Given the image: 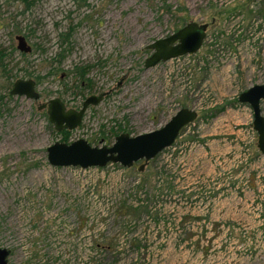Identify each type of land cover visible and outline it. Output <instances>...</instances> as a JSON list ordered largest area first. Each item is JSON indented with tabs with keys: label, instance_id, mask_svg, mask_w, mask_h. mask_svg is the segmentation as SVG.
I'll return each instance as SVG.
<instances>
[{
	"label": "rangeland",
	"instance_id": "rangeland-1",
	"mask_svg": "<svg viewBox=\"0 0 264 264\" xmlns=\"http://www.w3.org/2000/svg\"><path fill=\"white\" fill-rule=\"evenodd\" d=\"M260 18L264 0H0V248L9 264H264V156L257 143L244 155L239 131L253 128V113L238 105L264 84ZM190 23L209 25L200 51L147 70L148 46ZM17 36L32 47L27 56ZM29 79L38 101L11 94ZM104 92L66 143L112 146L113 128L150 133L183 108L198 118L174 155L143 172L144 161L51 166L47 149L64 136L39 106L60 98L80 110ZM160 179L172 200L157 198ZM155 186L156 210L132 205L143 190L152 205Z\"/></svg>",
	"mask_w": 264,
	"mask_h": 264
},
{
	"label": "water",
	"instance_id": "water-1",
	"mask_svg": "<svg viewBox=\"0 0 264 264\" xmlns=\"http://www.w3.org/2000/svg\"><path fill=\"white\" fill-rule=\"evenodd\" d=\"M208 28V24L190 23L168 38L160 39L149 45L148 49L153 53L146 60L145 68L148 70L161 62L196 54L203 46ZM16 39L18 50L21 53L30 54L32 52V47L26 37L17 36ZM11 94L25 96L35 101L40 100L41 97L36 90V81L33 79L16 81ZM108 95L107 92L88 97L80 110L68 109L60 98H54L48 103L41 104L39 110L47 111L49 121L57 132L64 130L72 132L81 126L88 108L100 105ZM262 101H264V84L255 85L239 96V102L249 105L253 111V128L258 135L257 148L264 156ZM197 118L198 113L195 110L183 108L164 127L138 136H131L128 133L120 134L112 146H92L85 139L72 143L56 142L47 149L48 161L54 167H80L81 169L104 168L108 164H119L131 169L135 164L144 161L139 168L143 172L146 165L165 149L173 146L181 131L194 123ZM9 256V250L0 248V264H9Z\"/></svg>",
	"mask_w": 264,
	"mask_h": 264
},
{
	"label": "built area",
	"instance_id": "built-area-1",
	"mask_svg": "<svg viewBox=\"0 0 264 264\" xmlns=\"http://www.w3.org/2000/svg\"><path fill=\"white\" fill-rule=\"evenodd\" d=\"M251 9H253V7H251ZM238 21V20H237ZM253 27H254V31L256 32L254 38H253V42L256 43L258 42L259 44H262L264 43V19L260 18L258 20H254L253 21ZM253 47V46H252ZM233 58L234 59H238V56L237 55H233ZM257 141V133L256 131L254 130V128L251 127V129L249 130L248 132V140L246 141V143L244 144V155L245 156H248L250 151H251V147L256 143ZM175 146V147H174ZM174 148V149H173ZM173 150V155H174V152L175 151H178V148L176 146V144H174L173 146L165 149L163 152L160 153V155L166 151H172ZM264 158V157H263ZM111 165H114V164H111ZM109 165H107L106 167L102 168V169H105L107 168ZM95 168H99V167H95ZM83 170H87V169H83ZM171 181L174 182V179H170ZM164 187L163 185V180L160 179L158 181V186H157V192H158V197H162L164 198V196H166V198H170L171 200L174 198V196H172V194L170 193L171 191H165V190H162V188ZM153 196H154V203L152 205H150L149 203V194L146 193V190H143L139 193V200L132 204L135 208H150V209H153V210H156V186H155V191L153 193ZM190 203H193V202H196V198H190ZM206 200L207 202L209 201V197L205 194L204 197L200 198V200ZM116 203L119 202V199H116L115 201Z\"/></svg>",
	"mask_w": 264,
	"mask_h": 264
},
{
	"label": "trees",
	"instance_id": "trees-1",
	"mask_svg": "<svg viewBox=\"0 0 264 264\" xmlns=\"http://www.w3.org/2000/svg\"><path fill=\"white\" fill-rule=\"evenodd\" d=\"M84 2H86L87 0H83ZM23 56H27L26 54H22ZM4 71H5V68H4ZM86 75H87V71L82 68V69H78L77 68V71H76V74L75 76L77 77V79L79 80L80 83H82L83 81H86ZM89 81V80H88ZM9 89V88H8ZM10 91V89L8 90ZM2 95H0V99H1ZM239 101V100H238ZM237 101V103H238ZM238 105H245V104H241L240 102L238 103ZM223 111V110H222ZM222 111H219V112H216V113H221ZM121 132H123V129L122 128H118L117 130L116 129H112V135H115V136H118V134H120ZM71 134L70 131H67V130H64L62 131V134L64 136L63 140L64 142L68 140V136ZM257 155L259 157L262 156V154L260 152L257 151Z\"/></svg>",
	"mask_w": 264,
	"mask_h": 264
},
{
	"label": "crops",
	"instance_id": "crops-1",
	"mask_svg": "<svg viewBox=\"0 0 264 264\" xmlns=\"http://www.w3.org/2000/svg\"><path fill=\"white\" fill-rule=\"evenodd\" d=\"M242 110L246 111V112L249 111V113H250L249 107L242 106ZM248 132H249V130H247V129H243L242 131H239V134L242 135V141H244L248 138ZM207 147H209L208 143H207ZM216 151L218 152V151H220V149L217 148ZM220 154H221V151H220ZM204 156L207 157L208 152H206ZM190 192H192V190H190Z\"/></svg>",
	"mask_w": 264,
	"mask_h": 264
},
{
	"label": "flooded vegetation",
	"instance_id": "flooded-vegetation-1",
	"mask_svg": "<svg viewBox=\"0 0 264 264\" xmlns=\"http://www.w3.org/2000/svg\"><path fill=\"white\" fill-rule=\"evenodd\" d=\"M23 54V53H22ZM26 55H28V54H26ZM36 87H37V83H36ZM105 93V92H104ZM102 94V93H101ZM48 103V102H47ZM65 103V102H64ZM67 106V105H66ZM68 108V107H67ZM69 109H72V108H69ZM47 112V111H46Z\"/></svg>",
	"mask_w": 264,
	"mask_h": 264
}]
</instances>
